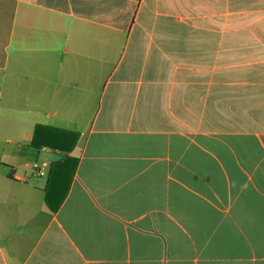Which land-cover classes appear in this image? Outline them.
I'll use <instances>...</instances> for the list:
<instances>
[{"label": "crops", "instance_id": "obj_1", "mask_svg": "<svg viewBox=\"0 0 264 264\" xmlns=\"http://www.w3.org/2000/svg\"><path fill=\"white\" fill-rule=\"evenodd\" d=\"M0 264H264V0H0Z\"/></svg>", "mask_w": 264, "mask_h": 264}, {"label": "trees", "instance_id": "obj_2", "mask_svg": "<svg viewBox=\"0 0 264 264\" xmlns=\"http://www.w3.org/2000/svg\"><path fill=\"white\" fill-rule=\"evenodd\" d=\"M51 131H56V129H53V128H50L44 125H37L34 131L32 147L36 149H39L41 147H48L54 150H61L64 152H70L74 148L77 138H78V134L75 132L62 131L66 135H69L67 136V139H68L67 146L55 145L48 140H44V138L41 139L42 141L39 140L40 137H42L45 134L50 133ZM47 136L49 138V135ZM76 165H77V160L71 157H66L64 158L63 161L53 164L52 169H51L52 176H53V173H55V171H59V172H58L57 180L51 179V176H50L49 181H48V186L46 188V196H45L46 206L52 212L57 211L62 201L64 200L66 192L70 185L72 176L75 172ZM60 189L62 190L60 198L57 200H53V198H51L52 197L51 192L56 191V190L59 191Z\"/></svg>", "mask_w": 264, "mask_h": 264}, {"label": "built area", "instance_id": "obj_3", "mask_svg": "<svg viewBox=\"0 0 264 264\" xmlns=\"http://www.w3.org/2000/svg\"><path fill=\"white\" fill-rule=\"evenodd\" d=\"M35 166L37 167V164Z\"/></svg>", "mask_w": 264, "mask_h": 264}]
</instances>
